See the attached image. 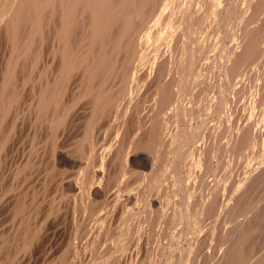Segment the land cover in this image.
I'll list each match as a JSON object with an SVG mask.
<instances>
[{
  "label": "bare ground",
  "instance_id": "6f19581e",
  "mask_svg": "<svg viewBox=\"0 0 264 264\" xmlns=\"http://www.w3.org/2000/svg\"><path fill=\"white\" fill-rule=\"evenodd\" d=\"M82 257L264 264V0H0V264Z\"/></svg>",
  "mask_w": 264,
  "mask_h": 264
},
{
  "label": "rangeland",
  "instance_id": "374dc122",
  "mask_svg": "<svg viewBox=\"0 0 264 264\" xmlns=\"http://www.w3.org/2000/svg\"><path fill=\"white\" fill-rule=\"evenodd\" d=\"M21 149H22V147H21ZM60 158H61V157H60ZM58 161L61 162L60 159H59V157H58V159H57V163L59 164ZM71 162H72V164H73V161H71ZM61 164H62V166H61ZM61 164H59L60 168H61V167H62V168L64 167L63 169L66 168V170H67V171L64 170V171H65L64 176H68V174L70 175V172H71V171H76V170H78L77 168H74V169L70 168V169H68V168L70 167L69 164H67L68 166H66V164H64V163H62V162H61ZM63 164H64V165H63ZM65 166H66V167H65ZM69 170H71V171H69ZM66 179H67V178L65 177V180H63V181H66ZM64 183H65V184H63V185L60 186L61 189H62V190H63V188H64L65 190H66V189H67V190L72 189V190H70L71 193H72L73 188H74V184H73V186H72L73 188H72V187L70 186V183H69V182H64ZM66 183H67V184H66ZM68 183H69V184H68ZM64 185H65V186H64ZM68 185H69V189L67 188ZM63 186H64V187H63ZM62 187H63V188H62ZM70 187H71V188H70ZM74 190H75V188H74ZM73 192H74V191H73ZM80 228H81V226L79 227V229H80ZM68 229H69L68 226L61 225L60 228L58 229V232H57L58 236L60 235L59 237H61V236L63 237L65 234L68 235V234L70 233V231H71V230H68ZM59 230H60V231H59ZM62 230H63V231H62ZM64 230H65V231H64ZM61 231H62V232H61ZM59 232H61V233H59ZM67 235H66V236H67ZM58 236H56V238H59ZM85 259H86V258L82 257V260H81V261H83V262H82L81 264H90L88 261H85ZM93 262H94V261L92 260V263H93ZM94 264H95V262H94Z\"/></svg>",
  "mask_w": 264,
  "mask_h": 264
}]
</instances>
